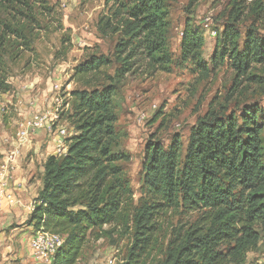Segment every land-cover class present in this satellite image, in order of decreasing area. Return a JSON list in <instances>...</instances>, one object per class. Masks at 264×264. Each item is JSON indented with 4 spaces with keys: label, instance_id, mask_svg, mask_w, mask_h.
Masks as SVG:
<instances>
[{
    "label": "rangeland",
    "instance_id": "374dc122",
    "mask_svg": "<svg viewBox=\"0 0 264 264\" xmlns=\"http://www.w3.org/2000/svg\"><path fill=\"white\" fill-rule=\"evenodd\" d=\"M164 3L168 14L165 58L137 56L132 60L130 72L118 84L114 98L119 135L116 151L123 157L118 167L127 190L113 221L87 231L77 264L110 261L164 264L175 236L184 235L204 221L201 219L206 216L205 210H188L180 198L174 206L161 208L154 214L153 242L149 248L133 252L137 211L144 202H158L144 184L146 148L150 142L158 141L167 150L174 138L180 139L183 161L191 130L211 110L227 116L236 112L240 118L244 107L255 106L264 129V88H247L245 83L235 87L237 77L227 56L215 61L216 55L221 56V51L216 54L217 37L239 11L242 36L255 25L264 37V0H164ZM126 4L130 2L0 0V165L16 150L22 126L37 113L52 115L47 125L32 137V143L22 149L18 159L24 160L23 163L33 161L35 173H41L48 158L46 142L59 126H68L70 138L74 136L76 131L71 125L77 119L79 105L75 94L91 93L112 84L122 68L117 47L128 42L133 47L136 43V34L126 31L132 23L126 14ZM187 20L200 30L206 43L200 52L185 61L181 44ZM93 58H104L108 64L95 74L80 78L77 68ZM254 71L264 79L259 68ZM233 87L236 91L231 95ZM54 115L58 119L49 129L53 124L49 120ZM39 148L44 154L40 160ZM235 193L242 202V190L238 188ZM234 213L229 211L224 222H236L239 229L238 215L233 216ZM28 220H13L0 230H21ZM254 230L259 237L257 247L239 260L232 255L234 243H224L217 249L220 264H264V225L257 223ZM24 233L17 231L16 243H22L20 237ZM14 259V264L24 263L22 256ZM29 264L44 263L36 258Z\"/></svg>",
    "mask_w": 264,
    "mask_h": 264
},
{
    "label": "trees",
    "instance_id": "16d2710c",
    "mask_svg": "<svg viewBox=\"0 0 264 264\" xmlns=\"http://www.w3.org/2000/svg\"><path fill=\"white\" fill-rule=\"evenodd\" d=\"M114 1L124 4V0ZM128 1L130 4L124 7L132 23L126 31L136 34L135 45L130 47L128 42L117 47L122 68L112 84L91 93L75 94L78 115L71 126L76 132L66 141L67 153L50 156L44 163L39 205L27 226L63 238L64 244L52 264H77L87 231L115 218L127 190L118 167L123 157L116 151L117 87L137 56H166L168 14L164 0ZM240 12L217 37L216 54L221 51V56L216 55L215 61L227 56L237 77L235 87L245 83L247 88H264L263 76L254 71L259 68L264 73V37L255 25L242 36ZM205 43L200 30L187 20L181 44L183 59L194 57ZM107 64L104 58H93L77 68V74L86 78ZM242 114L239 118L236 112L227 116L211 110L191 130L183 161V146L178 138L167 150L158 141L147 145L144 184L158 202H144L139 207L134 220L133 252L149 248L154 214L174 206L180 198L183 207L205 210L206 216L184 235L175 236L164 264H220L217 249L224 243H234L232 255L239 260L257 247L259 237L254 225H264V129L257 107H244ZM238 188L244 193L242 202L235 193ZM229 211L238 215L239 229L236 222H224Z\"/></svg>",
    "mask_w": 264,
    "mask_h": 264
},
{
    "label": "built area",
    "instance_id": "2783aa9c",
    "mask_svg": "<svg viewBox=\"0 0 264 264\" xmlns=\"http://www.w3.org/2000/svg\"><path fill=\"white\" fill-rule=\"evenodd\" d=\"M51 115V113H46V115L37 113V116L31 121H27L18 133L16 150H14L0 165V213L7 209L22 205L18 197V187L15 185V173L18 170V159L21 155L22 149L32 143V137L47 125L48 118ZM54 116V118L49 120V123L53 122V124L49 126V129H52L55 125L54 122L58 119L57 115ZM52 134H54L51 136V139L54 141L56 156L65 155L67 153L66 140L70 138L71 135L70 128L68 126H59L55 133ZM38 205L39 203L37 201L30 204L29 211L31 214L36 210V206ZM63 244L64 240L59 235L40 229L34 230L31 249L40 262L44 264H52L58 250ZM108 264H113V262L110 261Z\"/></svg>",
    "mask_w": 264,
    "mask_h": 264
},
{
    "label": "crops",
    "instance_id": "0c3cea01",
    "mask_svg": "<svg viewBox=\"0 0 264 264\" xmlns=\"http://www.w3.org/2000/svg\"><path fill=\"white\" fill-rule=\"evenodd\" d=\"M50 140H52L50 138ZM50 140H47L46 154L48 157L56 156L55 145ZM36 146H41V143H36ZM40 157L44 158L41 148ZM34 160V159H33ZM38 160V159H37ZM24 160L18 161V170L15 173V185L18 187V197L22 203L21 206L7 209L0 216V228L11 224L13 220L27 221L30 216L29 206L35 203L43 189L44 163L41 167V173H35V166L33 161L31 163H23ZM23 164V165H22ZM36 174H38L36 176ZM41 174V179L40 175ZM13 221V222H15ZM17 231L25 232L24 236L20 237L22 243H16L15 235ZM33 237V227L25 226L21 230L11 229L9 231L0 230V264H14V258L22 256L23 264L34 262L36 256L31 249V241ZM18 246V247H16ZM33 253V254H32ZM25 255V256H24ZM33 256V258H32Z\"/></svg>",
    "mask_w": 264,
    "mask_h": 264
}]
</instances>
